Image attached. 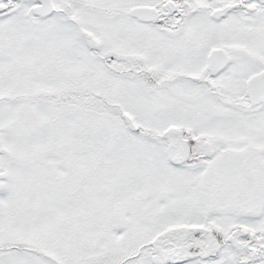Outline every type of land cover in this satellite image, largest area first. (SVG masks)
Instances as JSON below:
<instances>
[{
	"label": "snow or ice",
	"instance_id": "obj_1",
	"mask_svg": "<svg viewBox=\"0 0 264 264\" xmlns=\"http://www.w3.org/2000/svg\"><path fill=\"white\" fill-rule=\"evenodd\" d=\"M0 264H264V0H0Z\"/></svg>",
	"mask_w": 264,
	"mask_h": 264
}]
</instances>
